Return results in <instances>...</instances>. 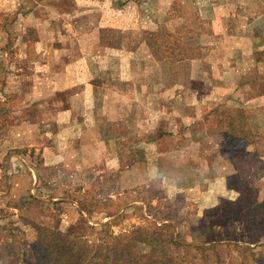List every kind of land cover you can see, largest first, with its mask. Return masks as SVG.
<instances>
[{
  "label": "rangeland",
  "instance_id": "rangeland-1",
  "mask_svg": "<svg viewBox=\"0 0 264 264\" xmlns=\"http://www.w3.org/2000/svg\"><path fill=\"white\" fill-rule=\"evenodd\" d=\"M142 1L135 22L146 27L122 30L113 49L129 55L137 90L113 126L127 147L117 169L105 162L88 178L47 164L48 127L15 132L28 113L29 84L15 76L26 64L0 58V246L25 257L39 226L91 242L173 223L185 241L220 239L224 264H251L235 245L264 243V0Z\"/></svg>",
  "mask_w": 264,
  "mask_h": 264
},
{
  "label": "crops",
  "instance_id": "crops-1",
  "mask_svg": "<svg viewBox=\"0 0 264 264\" xmlns=\"http://www.w3.org/2000/svg\"><path fill=\"white\" fill-rule=\"evenodd\" d=\"M139 1L115 6V0H0V48H5L0 58L26 64L24 75L17 67L15 76L29 84L28 113L15 132L25 128L33 134L37 126L48 127L41 134L47 142L43 157L59 175L73 167L74 174L92 178L105 162L121 167L127 147L113 126L128 121L137 90L121 58L129 55L113 49L119 32L140 33L146 27L135 22ZM95 45L106 49H86Z\"/></svg>",
  "mask_w": 264,
  "mask_h": 264
},
{
  "label": "trees",
  "instance_id": "trees-1",
  "mask_svg": "<svg viewBox=\"0 0 264 264\" xmlns=\"http://www.w3.org/2000/svg\"><path fill=\"white\" fill-rule=\"evenodd\" d=\"M240 138L242 144L249 143L246 133ZM36 230L25 257L15 250L14 243L1 245L0 259L4 258V263L0 260V264H224L220 239L185 241L175 232L173 223L136 226L120 234L104 230L91 242L83 234L72 235L58 228L39 226ZM255 238L249 240L252 247L235 246L252 252L251 264H264V243Z\"/></svg>",
  "mask_w": 264,
  "mask_h": 264
}]
</instances>
